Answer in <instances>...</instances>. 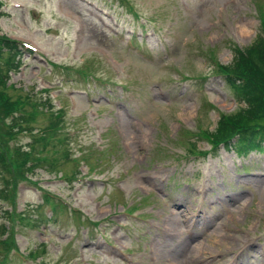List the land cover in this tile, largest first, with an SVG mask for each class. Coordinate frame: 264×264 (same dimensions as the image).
Wrapping results in <instances>:
<instances>
[{"label":"rangeland","instance_id":"rangeland-1","mask_svg":"<svg viewBox=\"0 0 264 264\" xmlns=\"http://www.w3.org/2000/svg\"><path fill=\"white\" fill-rule=\"evenodd\" d=\"M0 1V34L36 49L10 73L20 91H9L52 98L47 116L23 127L43 129L62 109L67 139L45 151L63 161L38 168L16 202L14 178L7 183L12 214L26 218L13 234L20 252L43 250L9 264H264V151L191 153L210 148L201 129L242 106L214 61L231 63L234 46L255 40L264 0ZM75 156L94 169L75 167ZM77 168V180L60 177ZM44 190L69 207L51 215ZM2 234L0 260L13 241ZM179 245L188 249L177 262Z\"/></svg>","mask_w":264,"mask_h":264},{"label":"trees","instance_id":"trees-1","mask_svg":"<svg viewBox=\"0 0 264 264\" xmlns=\"http://www.w3.org/2000/svg\"><path fill=\"white\" fill-rule=\"evenodd\" d=\"M32 50L15 39L0 34V178L5 183L0 187V197L9 198L6 195L7 183L14 178L15 185L18 179L28 177L29 171H34L46 160L43 153L57 144L61 128L64 124L63 110L60 109L56 120H50L46 126L44 135L35 137L31 143L23 146H10V140L23 127V121L28 114L36 118L40 114L45 116L50 109L47 105L50 99L37 101L39 98L34 93L22 92L18 96L11 94L10 88L19 90L15 85L8 84L10 73L22 65V56ZM67 70L66 66L64 68ZM220 74L224 75L226 85L231 89L236 100L242 104L235 113L222 114L216 127L211 131H201L213 147L220 144L227 148H234L238 152L246 153L253 149H263L264 146V16H261V31L255 40L248 46L236 47L234 59L229 64H219ZM85 70V69H84ZM87 70V69H86ZM52 110V109H51ZM20 114V115H18ZM22 121V122H21ZM32 131V130H28ZM63 140H66L64 138ZM62 144V142H58ZM192 151H198L196 144L192 145ZM51 152L55 149L49 148ZM59 152V149L56 151ZM50 156V155H49ZM48 156V157H49ZM49 161L51 165L58 164V158ZM57 161V162H56ZM1 228L0 231H2Z\"/></svg>","mask_w":264,"mask_h":264},{"label":"bare ground","instance_id":"bare-ground-1","mask_svg":"<svg viewBox=\"0 0 264 264\" xmlns=\"http://www.w3.org/2000/svg\"><path fill=\"white\" fill-rule=\"evenodd\" d=\"M243 31H245V29H243ZM185 212H189V209H188V207L186 206L184 209H183ZM185 212H183L184 214H185ZM186 215V214H185ZM174 245L172 244V247H173ZM181 247V248H180ZM187 249H188V247L185 245H182V246H178V247H176V248H172V251H170V253H171V255H174L173 256V258H174V260L175 261H177L178 262V256L181 254V253H183V252H186L187 251ZM185 263V260L183 261V263L182 264H184ZM177 264H179V263H177Z\"/></svg>","mask_w":264,"mask_h":264}]
</instances>
